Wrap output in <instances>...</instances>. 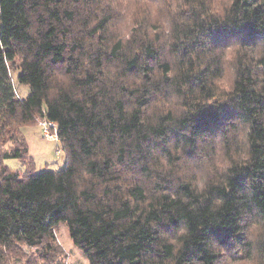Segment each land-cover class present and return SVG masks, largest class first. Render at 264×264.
<instances>
[{
	"label": "trees",
	"instance_id": "obj_1",
	"mask_svg": "<svg viewBox=\"0 0 264 264\" xmlns=\"http://www.w3.org/2000/svg\"><path fill=\"white\" fill-rule=\"evenodd\" d=\"M114 1L0 0V264L61 223L89 264H220L219 245L264 264V0H183L111 36ZM39 117L67 163L24 174L4 160L27 163Z\"/></svg>",
	"mask_w": 264,
	"mask_h": 264
},
{
	"label": "rangeland",
	"instance_id": "obj_2",
	"mask_svg": "<svg viewBox=\"0 0 264 264\" xmlns=\"http://www.w3.org/2000/svg\"><path fill=\"white\" fill-rule=\"evenodd\" d=\"M217 1L221 2L222 0ZM182 3L183 0H116L111 7H106L107 10L110 9L115 12V16L110 23V35L123 36V34H128L131 22L140 19L141 16L151 19V22L156 24L166 25L172 13L182 7ZM144 8L146 11L143 10ZM140 13L141 15H139ZM232 49L230 46L228 51L231 52ZM18 72L19 61L12 68V76L15 80L18 95L26 97L30 92V88L27 84L18 82ZM232 78L233 71L228 68L222 80V85L228 87ZM44 120L45 118L39 117L35 121L20 127L21 133L29 145V158L27 157V163L18 158L4 160L10 168L29 174L47 169L56 171L65 167L67 163L65 149L60 155L56 152L57 149L63 146L62 141L48 138L45 135L46 123L42 122ZM15 144L14 140L4 139L0 141V161H2V152L11 149ZM253 231L255 232V230ZM254 232V235L257 234V232ZM217 251L220 254V264H255V255L249 257L241 245H219ZM5 255L8 264H89L83 251L74 244L64 223L57 226L55 240L50 246L31 247L22 244L13 251L6 250Z\"/></svg>",
	"mask_w": 264,
	"mask_h": 264
},
{
	"label": "built area",
	"instance_id": "obj_3",
	"mask_svg": "<svg viewBox=\"0 0 264 264\" xmlns=\"http://www.w3.org/2000/svg\"><path fill=\"white\" fill-rule=\"evenodd\" d=\"M43 123H46V127L44 129V133L48 138L51 139H59V134H58V124L53 122V121H48V120H44L42 121ZM64 150V147L62 146L61 148L57 149V154L60 155L62 153V151Z\"/></svg>",
	"mask_w": 264,
	"mask_h": 264
},
{
	"label": "clouds",
	"instance_id": "obj_4",
	"mask_svg": "<svg viewBox=\"0 0 264 264\" xmlns=\"http://www.w3.org/2000/svg\"><path fill=\"white\" fill-rule=\"evenodd\" d=\"M180 230H183V228L180 229ZM250 237H251L252 239H254V234H250Z\"/></svg>",
	"mask_w": 264,
	"mask_h": 264
}]
</instances>
